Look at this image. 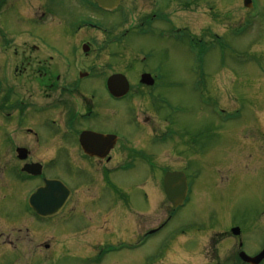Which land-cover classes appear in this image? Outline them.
I'll list each match as a JSON object with an SVG mask.
<instances>
[{"label": "flooded vegetation", "instance_id": "af4514ba", "mask_svg": "<svg viewBox=\"0 0 264 264\" xmlns=\"http://www.w3.org/2000/svg\"><path fill=\"white\" fill-rule=\"evenodd\" d=\"M51 2L0 0V59L4 61L7 79L11 78V83L0 92V216L9 220L7 226L0 225V231L8 233L0 244L25 246L30 256L44 261L55 257H81L75 247L83 233L99 234L93 239L92 255L100 247H110L111 242L101 235L106 236L122 222L126 223V228L121 225L125 234L129 220L122 210H131L132 204L142 201L144 204L149 193H140L143 198L136 201L129 190L120 189L115 172L120 168L125 170L135 156L158 164L148 156L151 150L147 148L160 147L168 137L178 138L172 130L175 120L171 113L166 114L168 105L157 92L163 79L156 68L148 64L153 52L143 54L116 48L123 39L107 31L102 24L105 12L117 8L104 9L95 0H72L68 4L62 2L63 5ZM123 2L140 27L151 26L162 19L163 13L153 0ZM174 3L172 1L170 6ZM193 3L200 4L193 0L182 5L191 7ZM83 10L86 12L82 13ZM135 11L137 16H133ZM177 13L175 10L174 15L166 14L170 38L180 34L203 49L209 28L203 27L200 33L188 31L185 25L178 26ZM62 19L70 22L69 33L62 32L56 24H61ZM128 21L125 12L123 23ZM47 34L53 37L57 48L51 47ZM65 55L75 57L73 63L56 62V58L60 61ZM145 74L150 75L149 80H143ZM115 75L125 78L116 79L125 86V92L119 97L109 88V79ZM174 82L166 81V86H174ZM236 99L230 108L232 119L228 122H232L225 121V139L228 137L230 144H221L219 159L211 156L215 148L207 144V127L196 137L191 136L187 144V147H212L204 159L210 154L209 159L225 164L220 167L228 168L233 179L242 161L253 162L260 155L264 162V144L249 147L236 139L242 128L237 123L239 110L235 106L240 97ZM250 99L252 107L257 106L258 100L261 103L264 100L257 95ZM260 108L262 112L264 107ZM172 110L170 107L169 111ZM255 121L253 124L264 132L260 118ZM84 147L94 154L86 152ZM189 163L187 161V166ZM160 166L157 169L160 170ZM169 170L184 171L181 168ZM66 176L71 178L69 182ZM186 177L190 184L187 174ZM47 179L60 181L59 187L68 188L69 193H64L62 198L59 191L51 200L39 197L30 204V195L45 186ZM235 186L236 180L233 188ZM190 189L189 186V193ZM170 207L167 219L150 230L158 231L167 224L177 209L171 204ZM71 223H75V229L69 232ZM234 226L241 227L237 235L232 231ZM218 233L221 240L238 242L232 263L244 264L241 250L251 256L258 253L247 252L245 247L250 241L244 238L241 225L222 227Z\"/></svg>", "mask_w": 264, "mask_h": 264}, {"label": "rangeland", "instance_id": "374dc122", "mask_svg": "<svg viewBox=\"0 0 264 264\" xmlns=\"http://www.w3.org/2000/svg\"><path fill=\"white\" fill-rule=\"evenodd\" d=\"M50 1L63 5L62 2L68 4L72 0ZM153 1L163 16L151 26L140 27L130 17L124 2L115 11L105 12L106 17L102 19L107 31L123 39L116 48L143 54L153 52L148 64L156 68L163 79L157 92L166 101L168 106H165L173 109H166V114L171 113L175 120L172 130L178 134L177 140L174 139L178 144L168 137L160 147L147 148L151 150L148 156L158 164L135 156L130 166L125 170L120 168L114 175L120 189L129 190L136 201L143 198L140 195L143 192L149 193V200L144 204L143 201L132 204L136 210L132 207L122 210L129 220L125 234L126 223L122 222L106 236L101 235L111 242L108 253L106 247H100L92 255L93 239L99 234L89 231L76 243L75 250L81 257H55L44 261L30 256L25 246L16 248L0 244V264H234L231 257L238 251L237 240H221L218 233L229 225L242 226L244 238L250 241L245 247L247 252L261 249L264 240V162L261 156L253 162L242 161L235 179L228 168L220 167L225 164L215 163V159L221 157V144H230L228 137L225 139V121L232 122H228L232 119L230 108L238 97L237 123L242 128L236 135L237 141L249 147L264 144V132L253 124L258 114L264 124V110L261 112L260 108L264 107V100L262 103L258 100L257 106L252 107L251 99L246 97L264 98V0H251V8L244 6V0H195L200 4L193 3L191 7L182 3L193 0ZM172 1L176 3L170 6ZM175 10L178 11V26L185 25L188 31L197 33L203 27L209 28L203 49L180 34L170 38L166 14L174 15ZM125 12L127 23H123ZM137 15L135 11L133 16ZM56 24L62 32L71 31V24L66 20ZM48 36L51 47H56L53 37ZM74 58L65 55L60 61L55 60L67 64L73 63ZM3 63L0 59V92L11 83ZM166 81H175L174 86H166ZM205 127L209 135L207 144L215 148L211 154L215 159H209L210 154L204 159L212 147H187L191 136L196 137ZM187 161L190 162L188 166ZM176 168L183 169L189 178L191 189L186 203L178 207L162 229L145 237L150 228L159 226L171 213L161 179L165 170ZM65 178L67 182L71 179ZM234 180L236 186L233 188ZM8 222L0 216L1 226H7ZM71 225L69 232L75 229V223ZM7 234L0 231V243Z\"/></svg>", "mask_w": 264, "mask_h": 264}, {"label": "water", "instance_id": "95a60500", "mask_svg": "<svg viewBox=\"0 0 264 264\" xmlns=\"http://www.w3.org/2000/svg\"><path fill=\"white\" fill-rule=\"evenodd\" d=\"M98 4L104 8L108 9H113L116 6L120 4L122 0H96ZM244 5L251 7L252 2L251 0H244ZM150 75L145 74L143 76V80H149ZM117 78L125 79L122 75H115L112 76L109 79V88L114 91V95L120 96L122 95L125 91V86L122 83H119ZM118 88V89H114ZM121 89L122 91H120ZM85 151L94 154V151L84 147ZM27 168H32V166H28ZM47 185L43 188L40 189V192L36 193L34 196V199H37L39 197H42L43 199L51 200L55 196H58L59 191L61 192L62 198H64V193L67 195L68 190H65L64 188H60V190L54 189L56 187V182L57 181H50L46 180ZM164 188L167 193L168 199L172 202V204L177 207L179 205H182L186 195H187V182H186V177L182 172H167L164 178ZM67 191V192H66ZM60 202V196L58 198V203ZM52 210V209H51ZM235 233L239 232V228H234L233 230ZM241 256L243 259L251 264H259L263 259H264V249L255 257H249L246 255L244 252L241 253Z\"/></svg>", "mask_w": 264, "mask_h": 264}]
</instances>
